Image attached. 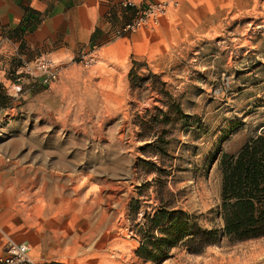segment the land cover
<instances>
[{
	"label": "rangeland",
	"instance_id": "1",
	"mask_svg": "<svg viewBox=\"0 0 264 264\" xmlns=\"http://www.w3.org/2000/svg\"><path fill=\"white\" fill-rule=\"evenodd\" d=\"M125 1L87 41L22 59L62 67L0 111V254L9 237L44 262L264 264V236L184 245L221 226L219 159L264 126V0ZM160 208L187 213L188 229L166 245L156 226L163 256L144 258L140 226Z\"/></svg>",
	"mask_w": 264,
	"mask_h": 264
},
{
	"label": "trees",
	"instance_id": "2",
	"mask_svg": "<svg viewBox=\"0 0 264 264\" xmlns=\"http://www.w3.org/2000/svg\"><path fill=\"white\" fill-rule=\"evenodd\" d=\"M219 167L222 184L215 212L221 226L201 230L199 241H185L184 245H190L192 250L217 242L221 236L235 240L264 236V128L249 138L235 154L223 153ZM133 203L138 201L134 199ZM187 218L188 214L183 211H167L166 208H160L152 218L147 217V222L140 226L143 240L137 250L138 255L148 259L163 256L162 245H153L147 234L158 225H167L163 230L166 237L162 241L166 245L175 244L185 238L189 225Z\"/></svg>",
	"mask_w": 264,
	"mask_h": 264
},
{
	"label": "crops",
	"instance_id": "3",
	"mask_svg": "<svg viewBox=\"0 0 264 264\" xmlns=\"http://www.w3.org/2000/svg\"><path fill=\"white\" fill-rule=\"evenodd\" d=\"M116 1L0 0V81L11 82L9 72H14L22 59L32 57L44 43L77 44L90 39ZM36 80L39 79L24 76V98L42 88L35 87ZM15 99L8 95L6 86H0V111L17 110Z\"/></svg>",
	"mask_w": 264,
	"mask_h": 264
},
{
	"label": "built area",
	"instance_id": "4",
	"mask_svg": "<svg viewBox=\"0 0 264 264\" xmlns=\"http://www.w3.org/2000/svg\"><path fill=\"white\" fill-rule=\"evenodd\" d=\"M131 5V0L125 3ZM148 15L157 21L158 18L166 12V3L159 2L157 4L148 5ZM146 14V11H143ZM146 18L139 15L132 21L125 23L122 31H133L139 27ZM62 65L60 61H56L43 56L35 58L33 61L22 60L20 65L14 70L13 79L6 87L8 95L12 98H18L21 94V84L24 76L39 77L43 84H49L57 79ZM30 247L25 241H14L9 237H5V241L0 254V264H66L62 260L55 261H37L29 254Z\"/></svg>",
	"mask_w": 264,
	"mask_h": 264
},
{
	"label": "water",
	"instance_id": "5",
	"mask_svg": "<svg viewBox=\"0 0 264 264\" xmlns=\"http://www.w3.org/2000/svg\"><path fill=\"white\" fill-rule=\"evenodd\" d=\"M262 128H264V126Z\"/></svg>",
	"mask_w": 264,
	"mask_h": 264
}]
</instances>
